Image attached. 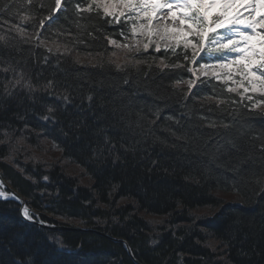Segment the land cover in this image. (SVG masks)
<instances>
[{
	"label": "trees",
	"instance_id": "obj_1",
	"mask_svg": "<svg viewBox=\"0 0 264 264\" xmlns=\"http://www.w3.org/2000/svg\"><path fill=\"white\" fill-rule=\"evenodd\" d=\"M53 2L0 0V176L65 230L0 200V264H264V106L217 81L185 97L192 74L158 67L171 49L115 62L125 24L71 4L45 36Z\"/></svg>",
	"mask_w": 264,
	"mask_h": 264
},
{
	"label": "snow or ice",
	"instance_id": "obj_2",
	"mask_svg": "<svg viewBox=\"0 0 264 264\" xmlns=\"http://www.w3.org/2000/svg\"><path fill=\"white\" fill-rule=\"evenodd\" d=\"M31 2L28 0V3ZM70 4L75 14L95 12L96 19L103 21L96 30L104 28L105 24H119L123 18L125 28L120 30V35L124 37V42L109 41L118 49L138 52L142 47L147 51L149 45L155 43V52H160V41H163L166 57L168 49H171V55L176 59L166 63L161 58L160 71L183 68L192 74V78L185 81L182 73H176L177 83H187L185 97L198 82L201 85L208 81L223 82L225 85L231 82L235 87L227 86L226 91L237 92L242 100L246 97L250 110L264 106V99L254 100V96L264 97V0H89L86 7L74 0H54L47 14L41 13L43 19L38 21L40 29L44 28L45 22H51L45 36L59 25L61 18H68ZM34 11L39 12V9ZM37 39L43 42L39 34ZM201 56L203 59L197 63ZM181 58L187 63L186 68L180 63ZM132 59L139 64L147 58ZM116 67L120 69L121 65ZM141 75L147 73L142 72ZM156 75L153 73V78ZM27 87L31 90L30 82ZM46 87H52V82L49 81ZM248 93L252 95H246ZM200 95L201 89H197L192 95L193 101ZM232 146L237 147L234 143ZM254 175L264 178V168ZM22 214L27 219H33L27 206H23Z\"/></svg>",
	"mask_w": 264,
	"mask_h": 264
},
{
	"label": "rangeland",
	"instance_id": "obj_3",
	"mask_svg": "<svg viewBox=\"0 0 264 264\" xmlns=\"http://www.w3.org/2000/svg\"><path fill=\"white\" fill-rule=\"evenodd\" d=\"M160 43H161V47H164V46H163L164 42H163V41H160ZM150 46H155V43L150 44L149 47H150ZM49 47H50V48H54V49H56V50H57V48H59L61 52H62V48H65V47H62V48H61L60 46H57V45H49ZM114 47H115V46H114ZM149 47H148V48H149ZM141 49H142V47H141ZM66 52H67V51H66ZM134 52H135V51H133V52H129V51H127L126 49H118V48L115 47V53H116V55L113 56L112 58H113V60H114L115 62H124V61L128 60V59H129L128 57H129V56H132V55L134 54ZM79 60L81 61V60H85V59H84V58H79ZM229 84H230V86L235 87V85H232L231 82H229ZM240 91L242 92L243 89L241 88ZM235 93H237V92H235ZM237 94H238V93H237ZM246 95H251V93H248V94H246ZM32 154H34L35 156H37V154H36L35 151H33ZM48 156H49V155L45 154L44 156L41 157L40 161H42V162H46ZM15 158H16V159L19 158V160L22 161L20 157H15ZM9 164H10V163H9ZM2 192H3V189H2V185H1V183H0V193H2ZM218 196L220 197V199H223V201H224L226 204H234V203H236V202H235V198H233V197L230 196V195H223V194H220V195H218ZM198 213L200 214V213H202V211H200V212H198ZM203 213L206 214L207 212L204 211Z\"/></svg>",
	"mask_w": 264,
	"mask_h": 264
},
{
	"label": "water",
	"instance_id": "obj_4",
	"mask_svg": "<svg viewBox=\"0 0 264 264\" xmlns=\"http://www.w3.org/2000/svg\"><path fill=\"white\" fill-rule=\"evenodd\" d=\"M9 190H10V189H9ZM9 196H11V197H13V198H15V199H19L20 202L22 203V205L25 206L24 202H23V201L19 198V196H18L15 192H13L12 190H10V194H9ZM38 225L41 226V227L47 228V229H53V230H65L64 227H52V226H48V225H46V224H38ZM122 243L124 244V246H125L127 252L129 253V255L132 257L128 245H127L125 242H122ZM132 258H133V257H132ZM133 260H134V259H133ZM134 262H135L136 264H138L135 260H134Z\"/></svg>",
	"mask_w": 264,
	"mask_h": 264
}]
</instances>
